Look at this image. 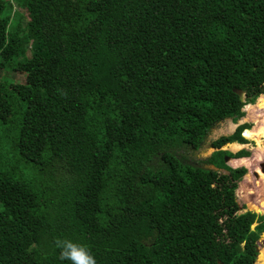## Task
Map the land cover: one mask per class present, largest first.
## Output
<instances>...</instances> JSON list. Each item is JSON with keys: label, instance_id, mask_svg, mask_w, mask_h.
<instances>
[{"label": "trees", "instance_id": "obj_1", "mask_svg": "<svg viewBox=\"0 0 264 264\" xmlns=\"http://www.w3.org/2000/svg\"><path fill=\"white\" fill-rule=\"evenodd\" d=\"M263 93L264 0H0V264H254L250 126L186 155Z\"/></svg>", "mask_w": 264, "mask_h": 264}, {"label": "rangeland", "instance_id": "obj_2", "mask_svg": "<svg viewBox=\"0 0 264 264\" xmlns=\"http://www.w3.org/2000/svg\"><path fill=\"white\" fill-rule=\"evenodd\" d=\"M13 10L20 13L21 25L26 23L25 9L18 7L15 3L12 4ZM4 76L10 79L13 84L24 85L26 78L24 75L16 73H5ZM244 117L235 123L231 120H226L215 127L206 138L204 145L200 150L193 153H188V162L194 166H201L205 169L214 170V168L203 165L207 159L215 152L211 148V144L219 139L220 137L231 136L237 129V127L246 124L250 126V129L262 126L263 119L260 116H264V93L261 95L253 105H248L243 109ZM264 130V129H263ZM243 138V133L241 135ZM244 139V138H243ZM245 140V139H244ZM247 143L238 146L237 144L225 145L221 148L223 151H228L232 154H237L241 150L249 152V157L239 160H229L226 165L231 169L245 168L246 175L237 184L235 191L236 203L238 204L241 212H253L258 216L264 218V207L261 208L262 203L264 204V178L261 176L259 165L264 161V150H255L253 142L246 140ZM219 173L224 174L223 171ZM257 177L255 176V174ZM261 214V215H260ZM257 258L254 264H264V234L261 235L257 241Z\"/></svg>", "mask_w": 264, "mask_h": 264}, {"label": "clouds", "instance_id": "obj_3", "mask_svg": "<svg viewBox=\"0 0 264 264\" xmlns=\"http://www.w3.org/2000/svg\"><path fill=\"white\" fill-rule=\"evenodd\" d=\"M59 259L70 261V264H97V261L86 245L68 239L57 241Z\"/></svg>", "mask_w": 264, "mask_h": 264}, {"label": "bare ground", "instance_id": "obj_4", "mask_svg": "<svg viewBox=\"0 0 264 264\" xmlns=\"http://www.w3.org/2000/svg\"><path fill=\"white\" fill-rule=\"evenodd\" d=\"M264 121V116H260ZM264 122L262 126L249 130H245L243 132V138L246 140H249L254 143L255 150H264ZM263 175V176H262ZM261 176L264 178V174H261ZM264 207V204L262 203L261 208Z\"/></svg>", "mask_w": 264, "mask_h": 264}, {"label": "water", "instance_id": "obj_5", "mask_svg": "<svg viewBox=\"0 0 264 264\" xmlns=\"http://www.w3.org/2000/svg\"><path fill=\"white\" fill-rule=\"evenodd\" d=\"M236 93H237V95L239 96V98H240V100L241 101H243V99H244V95L241 93V92H239V91H236ZM230 145H232V144H230ZM230 160V158H228V157H226L225 158V165H226V163L228 162ZM259 168H260V172L262 173V174H264V161L259 165ZM255 174V173H254ZM255 176L257 177V175L255 174ZM258 178V177H257ZM261 215V214H260Z\"/></svg>", "mask_w": 264, "mask_h": 264}, {"label": "crops", "instance_id": "obj_6", "mask_svg": "<svg viewBox=\"0 0 264 264\" xmlns=\"http://www.w3.org/2000/svg\"><path fill=\"white\" fill-rule=\"evenodd\" d=\"M246 140V139H245ZM238 146H240L239 144H237ZM243 160L245 159V158H242ZM237 160H239V159H237ZM232 162H234V160H232ZM235 169H237V168H235Z\"/></svg>", "mask_w": 264, "mask_h": 264}]
</instances>
